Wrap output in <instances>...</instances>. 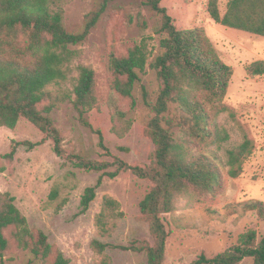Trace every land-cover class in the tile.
<instances>
[{"label": "rangeland", "instance_id": "obj_1", "mask_svg": "<svg viewBox=\"0 0 264 264\" xmlns=\"http://www.w3.org/2000/svg\"><path fill=\"white\" fill-rule=\"evenodd\" d=\"M98 2L54 0L52 8L61 10L66 29L77 33ZM227 2L218 0L220 14ZM206 4L207 0L160 2L178 27H202L219 57L231 67L232 77L223 104L233 114L227 110L221 120L232 140L250 141L251 153L242 162L237 177L224 173V188L210 204L196 198H181L176 210L161 215L168 232L162 264H192L201 253L212 257L225 251L248 229H254L258 238L264 235V219L237 206L248 199L264 203V73L249 76L245 71L251 62L264 63V37L214 22ZM141 21L145 22L144 27ZM158 24V16L142 0H113L85 40L71 47L77 54L70 63L68 79L50 89L72 95L78 66H89L94 71L97 105L82 118L70 98L53 110L54 125L62 135V157L56 156L52 142L46 141L34 147L17 144L13 159L8 161L3 154L16 142H38L42 133L23 118L12 130L0 127V167L4 166L0 169V192L14 197V204L26 217L28 226L43 231L48 242L68 258V264H148L145 248L152 246L154 240L137 203L151 182L138 179L131 170L114 178L103 176L94 199L82 212L80 199L84 189L95 185L100 172L76 168L67 157L81 153L88 159L106 163L117 157L132 166L154 164L155 146L146 132L148 119L154 113L144 100L143 89L149 101L155 98L159 87L149 65L159 52ZM140 43L145 46L147 64L132 96L119 104L124 112L122 121L107 104L106 58L111 51L125 53L128 47ZM105 198L115 200L118 207L105 208ZM102 211L101 227L96 218ZM5 234L10 244L3 255L4 264H43L27 250L16 247L9 231ZM94 240L105 244L101 253L92 247ZM237 264L253 262L244 258Z\"/></svg>", "mask_w": 264, "mask_h": 264}, {"label": "trees", "instance_id": "obj_2", "mask_svg": "<svg viewBox=\"0 0 264 264\" xmlns=\"http://www.w3.org/2000/svg\"><path fill=\"white\" fill-rule=\"evenodd\" d=\"M111 1L99 0L83 29L72 33L64 25L62 11L52 8L54 0H0V127L12 130L23 118L42 133L38 142H16L3 158L11 161L17 144L34 147L46 141L52 142L56 156L64 155L62 135L54 125L52 112L66 98L71 99L81 118L96 107L94 71L89 66H78L72 95L50 87L68 79L70 63L77 54L71 47L85 40ZM161 1L142 0L159 19V52L149 63L159 87L155 98L149 101L143 89L144 100L154 113L146 128L155 146L154 164L132 166L117 157L106 163L81 153L67 157L76 168L100 172L95 185L84 189L80 199L82 212L94 199L103 176L114 178L131 170L138 179L151 182L137 203L154 240L152 246L145 248L148 264H162L164 258L168 232L161 215L176 210L181 198H196L210 204L224 188V173L237 177L242 162L251 153L250 141L232 140L221 120L223 112L233 114L223 104L232 77L231 67L219 57L202 27H178ZM206 10L222 26L264 37V0H228L223 14L219 12L218 0H207ZM141 25L144 27L145 22L141 21ZM147 59L142 43L131 45L125 53L111 51L107 55V104L117 119H123L119 104L132 96ZM245 71L249 76H259L264 73V63L251 62ZM109 166L115 168L109 170ZM237 206L264 219L261 200L248 199ZM104 207L112 210L118 204L105 198ZM206 207L210 209V205ZM103 216L102 211L96 218L101 227ZM6 231L16 247L27 250L34 260L68 264V258L48 242L43 231L28 226L26 217L14 204V197L0 192V264H4L3 255L10 244ZM91 245L98 253L105 248L96 240ZM244 258H251L253 264H264V235L258 238L254 229L241 233L221 253L212 257L201 253L192 264H237Z\"/></svg>", "mask_w": 264, "mask_h": 264}]
</instances>
